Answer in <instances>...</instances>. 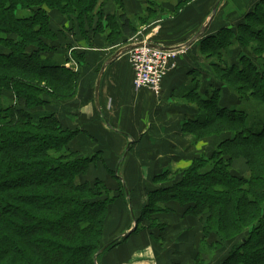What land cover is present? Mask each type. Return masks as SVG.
I'll return each instance as SVG.
<instances>
[{"label": "trees", "instance_id": "obj_1", "mask_svg": "<svg viewBox=\"0 0 264 264\" xmlns=\"http://www.w3.org/2000/svg\"><path fill=\"white\" fill-rule=\"evenodd\" d=\"M110 1L122 12L119 0H0V264H100L119 241L104 242L110 212L129 196L120 182L114 196L89 175L102 152L73 148L80 132L56 112L77 94L78 77L62 52L56 62L55 44L70 33L67 50L78 37L91 44L101 35L114 46L157 17L106 14ZM198 54L210 78L180 98L195 113L185 134L216 144L210 156L199 152L186 168L153 177L162 187L133 217L137 226L173 213L197 220L198 235L180 233L193 243L187 264H264V0L238 27L204 37ZM237 161L245 175L233 169Z\"/></svg>", "mask_w": 264, "mask_h": 264}, {"label": "crops", "instance_id": "obj_2", "mask_svg": "<svg viewBox=\"0 0 264 264\" xmlns=\"http://www.w3.org/2000/svg\"><path fill=\"white\" fill-rule=\"evenodd\" d=\"M119 1L122 12L111 1L106 3L104 12L116 16L124 14L129 20L143 17L147 10L159 13L160 17L157 16L147 25L140 26L137 23V31L149 30V35L146 36L149 44L165 48L186 45L187 54L179 58L177 69L166 76L160 96L155 97L149 90H134L133 71L126 54L105 66L120 44L106 45L101 36L91 37V44H87L78 37L69 54L72 51L83 53L84 58L73 60L66 53L63 58L64 61L67 60L65 67L77 74V96L61 103L56 109L57 116L66 127H89V132L80 133L74 139L73 148L88 155L102 152V161L90 166L89 175L93 174L107 184L109 179H118H113L115 185L120 182L129 196V205L118 201L112 206V218L104 242L119 241L115 247L102 254L99 263L187 264L194 253L193 243L190 236L187 242L180 233L192 230L198 235L197 220L181 218L173 213L168 217L155 218L153 224L156 226H150L147 220L137 226L133 214L137 216V211L143 208L146 201L143 200L145 196L140 200H132L128 177L153 178L167 170L174 172L184 169L196 152L200 151L187 144V141L190 142L187 139L189 136L183 137L182 133L180 135L181 121L173 122V117L183 118L186 111L195 115L192 107L183 103L180 98L194 86L200 91L210 78L206 74V62L198 54L199 42L204 37L215 34V25L221 11L225 12L228 20H232L233 17L248 12L260 0ZM214 7L215 15L205 32H202ZM55 20L60 21L58 17ZM117 22L121 26L118 20ZM91 35L89 32V37ZM98 78L100 82L96 102ZM155 107H159V117L151 119L145 112L155 110ZM163 114L172 118L163 117ZM94 132L99 133L97 136L100 140L94 138ZM104 137H107L106 142ZM191 149H195L194 153ZM160 187L162 186L152 184L151 188L142 192L147 193ZM218 262L215 259L213 263Z\"/></svg>", "mask_w": 264, "mask_h": 264}, {"label": "rangeland", "instance_id": "obj_3", "mask_svg": "<svg viewBox=\"0 0 264 264\" xmlns=\"http://www.w3.org/2000/svg\"><path fill=\"white\" fill-rule=\"evenodd\" d=\"M228 6V5H227ZM225 9H226V7H224ZM254 10V7L253 8H251L248 12H245V13H243L241 16H238V17H233V19L232 20H228L227 19V15L225 14V12L224 11H221L220 13H219V15H218V22H217V24L215 25V26H217V29H216V31L214 32V33H216L217 32V30L218 29H221V28H223V27H226V26H230L231 25V27H233V28H236V27H238V25H240V24H242L243 22H244V20H245V18H246V16L247 15H249L252 11ZM27 13H23V15H26ZM158 15H156V16H159L160 17V15H159V13H157ZM162 14V13H161ZM210 15V14H209ZM210 17V16H209ZM222 19V20H221ZM220 20V21H219ZM139 23V22H138ZM66 25V27H68V28H70V25L68 26V24H65ZM64 25V26H65ZM73 27V26H72ZM213 28V27H212ZM149 30H147V29H143L142 31H137L136 32V34H135V36L133 37V38H130L129 40H127L126 42H122V40H118L119 42H120V45L119 46H117L116 47V49L114 50V51H117V50H119V49H122V48H124V47H127V46H129V45H135V44H141V43H147V42H149V39L146 37V36H148L149 35V32H148ZM101 37L103 38V39H105V37H104V35H101ZM65 39H66V41H67V43H58V44H55V47H56V49H55V56H54V58H55V60H56V62H59V61H61V59H62V57H61V55H60V53L59 52H62V54L65 56V53L67 54V56H71V57H73L72 56V54H73V52H71V54H69V50H67V49H65V47L68 45V43L70 42V41H72V38H71V34L70 33H68V34H66V36H65ZM148 39V40H147ZM118 42V43H119ZM117 43V44H118ZM114 46H116V44L114 45ZM49 54H50V52H49ZM127 56V55H126ZM67 65V64H66ZM206 70V69H205ZM207 79V78H206ZM77 96V94L71 99V100H73L75 97ZM178 101V100H177ZM179 103L181 104V101H179ZM129 108H130V106H129ZM156 108V107H155ZM158 110H159V107H157L155 110H149L147 113L145 112V114H147L148 115V117H150L151 116V119H153L154 117L155 118H158L159 117V114H158ZM191 110V109H190ZM192 111V110H191ZM170 113V112H169ZM144 114V115H145ZM171 114V113H170ZM161 115H162V112H161ZM174 115V114H173ZM166 116H168V118H172V116H169V115H165V114H163V117H166ZM147 117V116H146ZM179 116H175V117H173V119H174V121L173 122H175L176 120L177 121H181V125H180V135H181V133H182V135H183V137L184 136H186V134H185V132L186 131H188V127H185L186 126V123L188 122V120L190 119V118H192V115L191 114H189L187 111L185 112V113H183V118H180ZM146 119V118H145ZM172 119V120H173ZM172 122V123H173ZM184 126V127H183ZM82 128V129H81ZM76 130L78 131V132H80V133H85V132H89V127H86V129L85 128H83V127H76ZM79 133V134H80ZM95 134H93V136H94V138H97L98 140H100V138H99V136H97L99 133H97V132H94ZM181 135V136H182ZM107 139V137H104V141L106 142V139ZM187 139L188 140H190V144L188 143V141H187V144L188 145H190L191 147H193V148H199V150L201 151V152H204V154H206L207 156H210V154L212 153L211 151L214 149V146H215V144H216V139H206V140H202V141H199V142H197V143H193L192 142V140H191V137H187ZM186 142V141H185ZM199 146V147H198ZM190 149V148H189ZM194 150L195 149H191V151H193V153H194ZM199 151V152H200ZM199 152H196V153H199ZM200 152V153H201ZM88 155V154H87ZM188 166H189V164H188ZM233 169L234 170H236V171H239L240 173L242 172V175H245L246 173H247V169H246V167H245V164H244V162L243 161H237V162H235L234 163V166H233ZM179 170H182V169H179ZM179 170H174V172L175 171H179ZM177 179V178H176ZM151 180H152V178L151 177H131V178H129L128 177V185H129V187H130V189H131V194H132V200L133 199H135V200H140V199H142V197L143 196H145V198H143V200L144 201H146V197H147V193H143L142 192V190H148L149 188H151L152 187V183H151ZM106 185L108 186V188H113L112 190L113 191H111L112 192V194H114V196H117L118 195V190L117 189H119V188H117L118 187V185H115V182H113L112 180H110L109 179V184H107L106 183ZM117 188V189H116ZM134 203V202H133ZM137 214H138V211H137ZM136 214V215H137Z\"/></svg>", "mask_w": 264, "mask_h": 264}, {"label": "built area", "instance_id": "obj_4", "mask_svg": "<svg viewBox=\"0 0 264 264\" xmlns=\"http://www.w3.org/2000/svg\"><path fill=\"white\" fill-rule=\"evenodd\" d=\"M141 44L144 45L126 53L133 71L132 86L136 92L145 89L159 97L166 76L177 69L179 58L187 54L188 46L159 50Z\"/></svg>", "mask_w": 264, "mask_h": 264}, {"label": "water", "instance_id": "obj_5", "mask_svg": "<svg viewBox=\"0 0 264 264\" xmlns=\"http://www.w3.org/2000/svg\"><path fill=\"white\" fill-rule=\"evenodd\" d=\"M215 12H216V7L213 8V10H212V14H211V16L209 17L207 24L203 27L202 32H205L206 27H207V26L210 24V22L212 21L214 15H215ZM143 45H144V44L129 45V46H127V47H124V48H122V49L117 50L116 53L110 58V60H108V62L105 64V66H106L107 64H110L111 62L115 61V60L118 59L120 56L125 55V54H126L127 52H129L130 50H132V49H134V48H137V47H140V46H143ZM145 46L148 47V48H151V49H159V50H165V49H168V48H165V47H160V46L153 45V44H149V43L145 44ZM105 66H104V67H105ZM104 67H103V68H104ZM103 68H102V70H101V72H100V76H101V73H102V71H103ZM100 76H99V77H100ZM99 82H100V78H98V81H97V84H96V88H95V92H96V102L98 101ZM126 194H127V192H126ZM126 235H127V234H126ZM126 235H125V236H126ZM106 247H107V246H104V248H102V249L98 252V254H100V253H101Z\"/></svg>", "mask_w": 264, "mask_h": 264}]
</instances>
